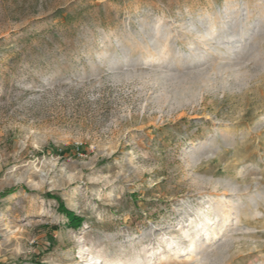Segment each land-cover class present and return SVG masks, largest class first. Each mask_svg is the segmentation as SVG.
Returning <instances> with one entry per match:
<instances>
[{"label": "rangeland", "instance_id": "1", "mask_svg": "<svg viewBox=\"0 0 264 264\" xmlns=\"http://www.w3.org/2000/svg\"><path fill=\"white\" fill-rule=\"evenodd\" d=\"M228 5L224 59L144 60ZM222 196L245 213L201 263ZM96 263L264 264V0H0V264Z\"/></svg>", "mask_w": 264, "mask_h": 264}, {"label": "bare ground", "instance_id": "2", "mask_svg": "<svg viewBox=\"0 0 264 264\" xmlns=\"http://www.w3.org/2000/svg\"><path fill=\"white\" fill-rule=\"evenodd\" d=\"M232 7V5H228L225 8L226 17H223L221 12L208 14L206 16V26L202 29H199L198 27L196 28L193 25L186 28L185 35L187 37L188 44L186 52L184 53L178 51V42L174 39L170 28H167L165 24L159 20L154 26L156 42L146 48V53L143 54V57L145 56L144 60L159 62L162 64H172L175 61L176 68L180 72L184 67L195 64V62H200L202 60L205 61L212 53H215L220 59H224L221 48L214 47L212 44L217 34H221L222 39H232L231 33H229L230 29L228 28V23L225 20L226 18L230 19L234 16L236 19L234 29L239 30L243 28V20H241L242 15L236 12L234 13ZM249 17L250 11H247L246 20H248ZM253 41V48L255 51H260L261 46L259 45V41L256 39ZM217 44L220 43L218 42ZM182 75L185 77L187 75L190 76L191 74L186 73ZM199 76L201 77L199 81L203 83L202 86L207 87L209 85L208 81L210 80V72L203 70ZM187 80H189V78ZM200 95H202V92H200ZM251 201L253 202L254 200ZM211 202L213 204L210 207L209 214L201 213L203 218L197 225L195 238L191 239L192 257L194 259L196 258L197 261H200L198 257L199 255L203 256V254H205L206 247L211 244L212 240H214L213 237H216L219 232L227 226L226 224L231 221V216L233 214L236 215V219L239 221L245 213L244 206L232 200L228 201L225 196L218 197V199L211 200ZM211 214H214V218L218 221L219 231L213 230L214 228H212V226L215 225V222H213L214 218H211ZM203 231L206 232V239H202Z\"/></svg>", "mask_w": 264, "mask_h": 264}, {"label": "trees", "instance_id": "3", "mask_svg": "<svg viewBox=\"0 0 264 264\" xmlns=\"http://www.w3.org/2000/svg\"><path fill=\"white\" fill-rule=\"evenodd\" d=\"M11 192H13V189L12 190H8L6 193H11ZM61 211H63L67 215L72 227L79 228L81 226V224H82L81 219L76 217L73 212L68 211L62 205H61Z\"/></svg>", "mask_w": 264, "mask_h": 264}]
</instances>
